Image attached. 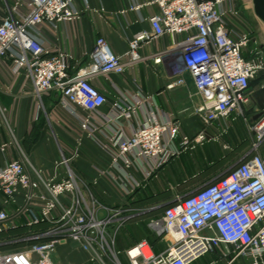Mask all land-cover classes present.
<instances>
[{
	"label": "built area",
	"instance_id": "obj_1",
	"mask_svg": "<svg viewBox=\"0 0 264 264\" xmlns=\"http://www.w3.org/2000/svg\"><path fill=\"white\" fill-rule=\"evenodd\" d=\"M22 2L0 26V62L9 59L15 73L25 71L40 102L55 93L59 105L76 115L120 172L118 177L100 174H109L130 200L173 158L205 142V131L215 122L233 113L244 116L250 83L264 73V46L256 45L252 33L229 25L228 17L240 14L236 0H153L158 12L149 18L150 30L130 41L126 61L100 38L90 63L75 72L70 54L47 47L44 29L56 33L62 24L80 21L84 11L77 0ZM166 36L203 100L197 110L202 130L195 138L170 118L161 120L154 98L139 86L114 104V117L102 115L108 100L92 83L98 74L124 76L144 60L139 52L144 44ZM178 36L184 39L177 41ZM251 44L255 47L247 57ZM184 83L183 78L176 82ZM252 131V155L228 175L173 200L160 219L150 221L165 251L156 254L142 240L123 252L128 264H193L216 252L227 264H264V114ZM9 147L1 144L0 154L5 156ZM19 151L20 159L0 165V264H61L53 255L69 241L89 255L90 263L122 264L114 248L117 233L146 210L135 209L132 202L102 205L73 166L80 154L62 152L48 177Z\"/></svg>",
	"mask_w": 264,
	"mask_h": 264
},
{
	"label": "crops",
	"instance_id": "obj_2",
	"mask_svg": "<svg viewBox=\"0 0 264 264\" xmlns=\"http://www.w3.org/2000/svg\"><path fill=\"white\" fill-rule=\"evenodd\" d=\"M17 1L19 0H0V26ZM152 2L153 0H77L78 7L84 11L82 19L60 25L56 33L45 28L46 45L52 52L60 50L72 56L74 69L72 72L90 63V54L100 38H104L112 51L126 61L130 41L137 33L150 30L149 18L158 12L157 6L151 4ZM236 2L240 14L228 17L230 27L238 32L252 33L257 41L256 45L264 46V22L254 11V0ZM22 3L25 5L26 0ZM250 3L253 6H250ZM137 7L139 9H134ZM183 39V36L176 38L177 41ZM172 44L173 39L169 36L148 42L139 51L144 60L136 67L128 69L124 76L98 74L93 78L92 83L108 100L101 110L102 115L114 117L116 114L114 104L124 94L133 93L139 86L145 95L154 98L156 105L154 107L161 120L170 118L180 125L183 134L191 138H195L201 132L197 110L202 106L203 100L197 95L190 74L178 76L175 72V66H181V62ZM254 47L255 45L251 44L246 51L247 57ZM161 55L164 56L162 62L156 63L155 59ZM179 78H183L185 83L177 85ZM247 96L248 103L243 105L244 116L233 113L227 120L215 122L205 131V142L199 144L195 150H188L173 158L146 182V187L151 186L159 190L160 181H165L164 178L178 168L179 164H176L171 169L174 162L183 157L181 163L185 164L187 160L184 156L189 154L196 153L199 170L209 181L228 175L244 159L252 155L255 141L252 127L264 114V73L250 83ZM1 104L5 106L6 111L5 115L0 112V145L10 143V147L5 156L0 154V165L6 161L20 159V149L28 154L35 167L43 170L49 177L53 175L62 152L67 156L77 153L80 155L73 159V166L102 205L110 208L138 200L139 197L132 200L125 198L117 183L109 176L110 174L118 177L120 174L118 167L113 166L110 154L82 129L76 115L59 105L55 93L46 95L43 103L40 102L26 72L15 73L12 62L6 58L0 62V106ZM126 132L129 133L128 129ZM177 143H180V138L177 139ZM262 153L264 154V150ZM99 170L109 174L101 175ZM136 176L143 180L142 174L136 172ZM165 193L161 191L159 195ZM186 194L185 192L184 196ZM172 201L166 199L154 205L150 204L149 207L144 203L132 206L135 209L146 210V213L131 219L121 228L115 241L118 249L124 252L137 244L139 238L147 240L145 238L147 234H144L147 232L152 239L160 237L148 225L146 230L144 222L148 219L147 222L150 224L151 220L160 219L164 209L156 212L150 210ZM103 214L105 215V212ZM136 233L140 237L135 236ZM156 248L158 251L156 254L164 252L165 241L161 239L160 243H156ZM125 260L128 264L127 259ZM227 262V259L216 252L193 264Z\"/></svg>",
	"mask_w": 264,
	"mask_h": 264
},
{
	"label": "rangeland",
	"instance_id": "obj_3",
	"mask_svg": "<svg viewBox=\"0 0 264 264\" xmlns=\"http://www.w3.org/2000/svg\"><path fill=\"white\" fill-rule=\"evenodd\" d=\"M250 6H253V4L250 3ZM175 67H176L175 72L177 73V75L179 74L183 76L185 74H189V72L184 69L182 64L181 66L177 65ZM0 108L6 109L5 106L2 104ZM228 151L230 150L228 149ZM25 155L28 158V160H30L31 162V158L28 156V154H25ZM184 158L187 160L185 164L181 163V161L183 160V157L182 158L180 157V159H177V161L174 162L173 166H171V169L175 167L176 164H179L178 168H176L175 171L169 174L168 177L164 178L165 181H160L161 183H160L159 190H157V188L155 187L153 189L151 186H148L145 189H142L143 191L141 192L140 199L150 198L149 200H147L146 203H144L145 206L147 205V207H149L151 206L150 204L154 205L166 199L170 201L176 200L178 197L184 196L185 192L187 193L185 196H187L193 193L194 191H196L198 188H200L201 186H203L209 181V179H205V176L203 175L202 171L199 170V167L196 163L197 161L196 153L189 154L188 156H184ZM181 164L184 165L185 168H183ZM188 170H191V172H189ZM161 191L163 192L165 191L166 193L163 195H159ZM147 220L148 219H146L144 222V225L146 226V230L149 226ZM112 230H114V228H112ZM148 233L149 232L144 233V234L146 235ZM135 236L140 237L137 235V233ZM139 240L142 241V237L139 238ZM139 240L137 241L140 242ZM114 248L118 252L119 249L116 246V244L114 245ZM53 259L55 262L61 263V264H93L89 262V257L87 253L79 250L78 245L72 241H69L65 245H58L56 248L55 254L53 255ZM118 259L122 261L124 264L126 263V260H125L126 258L124 255H118Z\"/></svg>",
	"mask_w": 264,
	"mask_h": 264
},
{
	"label": "water",
	"instance_id": "obj_4",
	"mask_svg": "<svg viewBox=\"0 0 264 264\" xmlns=\"http://www.w3.org/2000/svg\"><path fill=\"white\" fill-rule=\"evenodd\" d=\"M254 11L256 13V15L260 18V20H262L264 22V0H254ZM173 203H165V204H161L159 206H156L154 208H152L150 210V212H156L162 209H165L166 207H168L169 205H171Z\"/></svg>",
	"mask_w": 264,
	"mask_h": 264
},
{
	"label": "trees",
	"instance_id": "obj_5",
	"mask_svg": "<svg viewBox=\"0 0 264 264\" xmlns=\"http://www.w3.org/2000/svg\"><path fill=\"white\" fill-rule=\"evenodd\" d=\"M141 195V190L140 191H137L136 192V194H135V196H134V198L136 197H139ZM141 198V196L138 198V200L137 201H133L132 202V206H135L136 204H138V203H146L147 202V200H149L148 198H143V199H140ZM14 234V233H13ZM146 239H147V241L152 245V247H153V249H154V251L155 252H158L157 251V248H156V243H160V241H161V237H157V238H151L150 236H149V233L147 234V236L145 237ZM140 241V240H139ZM118 252L120 253V255H123L122 254V252L120 251V250H118ZM121 263L122 264H124L122 261H121ZM125 264H127V263H125Z\"/></svg>",
	"mask_w": 264,
	"mask_h": 264
}]
</instances>
